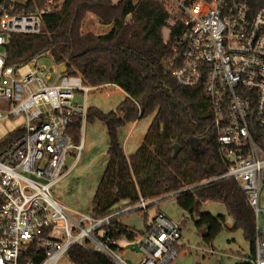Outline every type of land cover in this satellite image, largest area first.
<instances>
[{
	"label": "built area",
	"instance_id": "1",
	"mask_svg": "<svg viewBox=\"0 0 264 264\" xmlns=\"http://www.w3.org/2000/svg\"><path fill=\"white\" fill-rule=\"evenodd\" d=\"M181 24L172 57L165 67L177 83L201 89L213 108L211 136L227 163L225 178L236 180L255 213V252L245 261L264 264V149L256 142L264 130V5L249 0H157ZM0 0V123L19 117L25 124L9 144L0 142V264H58L74 246L101 252L116 264L121 243L137 244L141 264H175L186 246L182 222L158 208L145 235L129 242L110 235L112 220L157 201L141 198L136 206L105 218L76 213L72 217L53 196L54 189L76 169L84 143H74L70 130L88 117L92 86L81 76L46 69L43 53L26 65L7 64L12 34H40L44 17L61 9L62 0ZM34 5V7H32ZM81 95L83 102L77 97ZM72 159L68 164V159ZM112 227V228H111ZM210 255L215 254L209 243ZM70 264H73L70 262Z\"/></svg>",
	"mask_w": 264,
	"mask_h": 264
},
{
	"label": "trees",
	"instance_id": "2",
	"mask_svg": "<svg viewBox=\"0 0 264 264\" xmlns=\"http://www.w3.org/2000/svg\"><path fill=\"white\" fill-rule=\"evenodd\" d=\"M62 1L59 11L44 17L42 33L10 36L7 64L26 65L47 52L65 68L64 74L81 76L92 86L112 84L126 94L115 111L95 107L88 111L86 122H102L109 139V164L93 197L91 214L105 218L121 205H138L141 198L157 204L175 199L193 219L201 239L209 244L226 223L223 215L203 212L204 204L214 202L225 206L233 220L231 230L242 231L254 254L255 213L240 184L224 177L227 163L211 136L214 114L210 97L201 89L180 86L172 70L165 67L181 24L157 0ZM249 1L264 5V0ZM44 3L40 0L39 6ZM89 14L111 30L107 34H84L82 28ZM165 30L168 37H164ZM149 117L152 123L144 144L127 156L121 130ZM81 132L79 119L70 130L77 145L83 140ZM18 135L9 134L4 145ZM257 137L256 142L264 149V130L258 129ZM193 139L201 143L194 147ZM176 145L182 150L175 158ZM122 216L112 220L110 235L116 239L136 242L151 227L147 223L145 232L136 231L119 222ZM113 248L124 251L119 246ZM68 257L73 264H116L106 254L80 246L72 247Z\"/></svg>",
	"mask_w": 264,
	"mask_h": 264
},
{
	"label": "rangeland",
	"instance_id": "3",
	"mask_svg": "<svg viewBox=\"0 0 264 264\" xmlns=\"http://www.w3.org/2000/svg\"><path fill=\"white\" fill-rule=\"evenodd\" d=\"M115 2L118 0H114ZM136 2L138 0H135ZM111 30L110 26L102 25L99 19L89 14L86 18L82 32L84 34H107ZM169 31H164V37H168ZM46 57L40 59V64L46 69L55 68L58 77L65 68L57 65L49 53H44ZM31 71L28 65L21 67L18 71L19 76H24ZM107 84H104V86ZM125 95L115 86L105 87L91 92L88 98V106L95 107L103 112L115 111L124 101ZM77 101L83 102L81 95ZM152 118H146L136 125H127L120 132L127 156L135 154L144 144L145 137L151 126ZM25 124V118L10 119L0 123V142L8 137L9 134L17 132ZM82 137L84 152L78 166L67 176L53 191L54 198L68 210L72 217L76 213L91 214L93 210L92 200L105 175L109 164L108 148L109 139L106 126L102 122L87 123L82 127ZM264 196V185L262 187ZM264 203V199L262 201ZM124 205L118 207L122 209ZM157 208H160L168 218L176 222H182V243L186 246L184 252L177 259L175 264H186L192 257V264H238L244 262L252 255L250 244L244 239L240 230L232 231L233 220L227 214L225 206L214 202L204 204L203 212L211 213L217 217L223 215L226 223L222 233L211 243L215 254L210 255V246L201 239L191 216L182 210L175 199H169L159 203L156 207H151L147 213L144 211H133L123 215L119 222L136 231L145 232L146 224L154 221ZM139 242V241H137ZM127 243H121L123 252L115 253L121 259L130 260L132 264H141L143 254L132 250H125ZM58 264H70L69 257L59 261Z\"/></svg>",
	"mask_w": 264,
	"mask_h": 264
},
{
	"label": "water",
	"instance_id": "4",
	"mask_svg": "<svg viewBox=\"0 0 264 264\" xmlns=\"http://www.w3.org/2000/svg\"><path fill=\"white\" fill-rule=\"evenodd\" d=\"M200 143L201 142L198 139H193L192 140V144H193L194 147H197ZM181 150H182V147L177 146V145L175 146V152H174V157L175 158L180 154ZM71 160L72 159H70V158L68 159V164L71 162ZM125 250H132V251H136V252L140 253V248L138 247L137 244H134V243L127 245L126 248H125ZM192 263H193V258L190 257L188 259V261L186 262V264H192ZM127 264H132V261L127 260Z\"/></svg>",
	"mask_w": 264,
	"mask_h": 264
},
{
	"label": "crops",
	"instance_id": "5",
	"mask_svg": "<svg viewBox=\"0 0 264 264\" xmlns=\"http://www.w3.org/2000/svg\"><path fill=\"white\" fill-rule=\"evenodd\" d=\"M61 73L62 74H64V71H61ZM113 85L112 84H107V85H105V86H103L102 88H105V87H112ZM102 88H99V89H102ZM117 88V87H116ZM98 89V90H99ZM118 90H120L119 88H117ZM122 93H124L122 90H120ZM92 92H94V91H92ZM90 95V94H89ZM124 95H125V97H126V94L124 93ZM88 98H89V96H88ZM80 103H82V102H80ZM87 107H88V111H89V108H91V107H89L88 106V99H87ZM136 124H138V122L137 123H135L134 125H136ZM64 207V206H63ZM65 208V207H64ZM66 209V208H65ZM160 211H162L160 208H158ZM163 212V211H162ZM164 213V212H163ZM188 261V260H187Z\"/></svg>",
	"mask_w": 264,
	"mask_h": 264
}]
</instances>
